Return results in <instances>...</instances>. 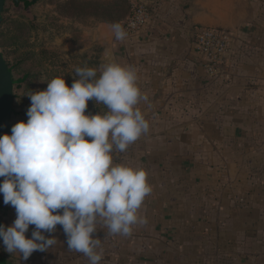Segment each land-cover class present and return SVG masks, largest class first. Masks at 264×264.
<instances>
[{
    "label": "crops",
    "instance_id": "obj_1",
    "mask_svg": "<svg viewBox=\"0 0 264 264\" xmlns=\"http://www.w3.org/2000/svg\"><path fill=\"white\" fill-rule=\"evenodd\" d=\"M69 1L79 9L99 1L113 13L120 10L95 23L91 14L87 21L74 18L90 45L69 42L67 48L88 49L99 66L134 67L148 96L138 106L149 131L127 151L113 152L114 163L148 173L153 191L140 209L147 223L128 236L108 234L98 224L99 264H264V0H140L152 18L140 35L123 40L111 25L121 24L132 0ZM202 25L236 37L217 76H209L196 48ZM88 104L107 111L93 100ZM0 201V225L7 228L16 211ZM45 235L58 243L27 260L6 252L0 239V257L12 264H89L68 250L60 225Z\"/></svg>",
    "mask_w": 264,
    "mask_h": 264
},
{
    "label": "clouds",
    "instance_id": "obj_2",
    "mask_svg": "<svg viewBox=\"0 0 264 264\" xmlns=\"http://www.w3.org/2000/svg\"><path fill=\"white\" fill-rule=\"evenodd\" d=\"M111 28L117 40L125 39L120 23ZM75 76L71 86L54 77L45 90L27 94V122L0 136V193L16 211L10 226L0 225V239L6 252L24 260L55 246L57 238L45 233L60 225L68 250L99 264L101 239L93 235L98 224L108 234L128 236L133 226L147 223L140 209L153 191L148 173L113 162V152L127 151L150 129L138 106L148 96L138 85L137 70L110 62L99 75L85 66L77 67ZM89 100L107 111L86 114Z\"/></svg>",
    "mask_w": 264,
    "mask_h": 264
},
{
    "label": "rangeland",
    "instance_id": "obj_3",
    "mask_svg": "<svg viewBox=\"0 0 264 264\" xmlns=\"http://www.w3.org/2000/svg\"><path fill=\"white\" fill-rule=\"evenodd\" d=\"M78 7L79 4L69 0H39L24 10L14 7L10 0L6 1L4 21L0 25V49L13 67L16 78L29 74L28 79L14 90L13 120L28 118L26 113L31 100L27 94L45 90L47 81L52 78L63 77L66 84L71 86L74 79L78 78L75 69L85 66L96 68L99 75L101 66L93 58L94 53L88 49L75 53L74 49L67 48L69 42L82 41L90 45L84 39L85 29L77 25L74 18L87 21L91 14L95 23L100 19L118 17L120 10L113 13L99 1L89 2L81 9ZM192 8L195 6H190ZM128 12L123 13L128 16ZM202 27L211 26L202 25L198 29ZM88 37L87 34V40Z\"/></svg>",
    "mask_w": 264,
    "mask_h": 264
},
{
    "label": "built area",
    "instance_id": "obj_4",
    "mask_svg": "<svg viewBox=\"0 0 264 264\" xmlns=\"http://www.w3.org/2000/svg\"><path fill=\"white\" fill-rule=\"evenodd\" d=\"M152 10L145 1L132 0L130 14L121 25L128 36H138L149 24ZM235 34L231 30L218 27L197 29L196 48L204 56V68L209 76H217L221 66L228 63V56L233 52ZM4 177H0V183ZM0 197L3 194L0 193Z\"/></svg>",
    "mask_w": 264,
    "mask_h": 264
},
{
    "label": "water",
    "instance_id": "obj_5",
    "mask_svg": "<svg viewBox=\"0 0 264 264\" xmlns=\"http://www.w3.org/2000/svg\"><path fill=\"white\" fill-rule=\"evenodd\" d=\"M6 0H0V25L3 17V10ZM15 81L13 74L7 64L6 58L0 49V136L5 133L11 134L12 126L23 120L27 122L28 118L13 120ZM0 264H12L6 258L0 257Z\"/></svg>",
    "mask_w": 264,
    "mask_h": 264
},
{
    "label": "trees",
    "instance_id": "obj_6",
    "mask_svg": "<svg viewBox=\"0 0 264 264\" xmlns=\"http://www.w3.org/2000/svg\"><path fill=\"white\" fill-rule=\"evenodd\" d=\"M7 1V0H6ZM12 5L16 8H22L24 10H27L29 8H31L38 0H10ZM5 6H6V3H5ZM4 6V7H5ZM3 13H4V10H3ZM4 21V17H2V22ZM1 22V23H2ZM12 74H13V78H14V81H15V88L20 84V83H23L25 82L27 79H28V75L29 74H25L22 78H16L14 73H13V67L9 65V63L7 62ZM14 88V90H15ZM14 97H16V94L14 92ZM15 100V98H14ZM14 109H15V104L13 105V112H14ZM100 110L99 109H92L91 107L87 108L86 109V114L88 113H91V114H97L99 113ZM1 207H2V202L0 201V210H1Z\"/></svg>",
    "mask_w": 264,
    "mask_h": 264
}]
</instances>
